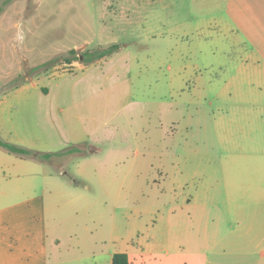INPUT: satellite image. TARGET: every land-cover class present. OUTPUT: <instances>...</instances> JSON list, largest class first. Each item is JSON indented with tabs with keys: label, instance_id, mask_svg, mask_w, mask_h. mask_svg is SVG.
Listing matches in <instances>:
<instances>
[{
	"label": "rangeland",
	"instance_id": "rangeland-1",
	"mask_svg": "<svg viewBox=\"0 0 264 264\" xmlns=\"http://www.w3.org/2000/svg\"><path fill=\"white\" fill-rule=\"evenodd\" d=\"M139 1L0 0V98L30 87L4 137L31 152L0 147V264L27 231L42 264H111L172 212L197 216L189 198H235L231 160L264 154V16L236 31L213 0Z\"/></svg>",
	"mask_w": 264,
	"mask_h": 264
},
{
	"label": "crops",
	"instance_id": "crops-1",
	"mask_svg": "<svg viewBox=\"0 0 264 264\" xmlns=\"http://www.w3.org/2000/svg\"><path fill=\"white\" fill-rule=\"evenodd\" d=\"M121 1L126 7L131 0ZM132 1L142 15V1ZM213 1L215 9L221 6L229 16L231 26H234L232 30L254 31V16H264V0ZM258 10H261L260 14ZM29 91V84H23L5 92L0 98V137L4 141H7L4 131L8 125L6 101L8 97L24 96ZM19 145L26 146L22 142ZM56 149L48 145L38 151L49 154L56 153ZM230 166L234 168L231 170L235 177L229 191L236 194L235 198L220 201L189 198L186 207L200 209L197 216L189 214L185 222H180L181 218L172 212L165 221L153 226V233L148 238L141 237L137 242L127 243L122 250L109 254L111 264L116 253H126L131 264H264V154L234 156ZM47 175L44 172V176ZM257 181L260 183H255ZM250 193L259 196L250 198ZM30 204L27 201L22 209L23 220L29 223L33 219ZM210 209L216 210L213 215H210ZM48 252L44 234L27 231L20 246L8 249L7 264H42Z\"/></svg>",
	"mask_w": 264,
	"mask_h": 264
},
{
	"label": "trees",
	"instance_id": "trees-1",
	"mask_svg": "<svg viewBox=\"0 0 264 264\" xmlns=\"http://www.w3.org/2000/svg\"><path fill=\"white\" fill-rule=\"evenodd\" d=\"M120 50H121V45L114 44L109 47H102L95 50H88L84 52L82 55H80L76 60L88 65L100 61L102 59H105L107 57H110L111 55L119 52ZM72 52L75 55L77 54L75 51ZM68 63L71 64L72 59H69ZM0 147L7 149L10 153L13 154L29 155L31 153L29 150L23 147L4 141L1 137H0ZM112 264H131V263L126 253H116L112 258Z\"/></svg>",
	"mask_w": 264,
	"mask_h": 264
}]
</instances>
